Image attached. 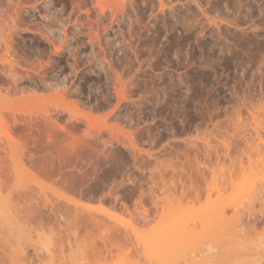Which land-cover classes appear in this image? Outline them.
I'll return each instance as SVG.
<instances>
[{
  "label": "rangeland",
  "instance_id": "obj_1",
  "mask_svg": "<svg viewBox=\"0 0 264 264\" xmlns=\"http://www.w3.org/2000/svg\"><path fill=\"white\" fill-rule=\"evenodd\" d=\"M69 1L54 0L46 10L42 0H30L37 12L26 9L42 32L44 14L43 21H66L68 41H57L58 51L40 32L13 37L21 47L18 70L36 68L57 85L0 92V137L17 124L5 137V193L32 192L5 201L17 223L14 240L48 252L33 264H170L169 252L151 240L180 221L198 236L186 239L193 248L184 243L169 258L264 264L256 253L264 238V0H74L75 8ZM58 106L67 109L55 114ZM27 123L34 125L30 136ZM25 148L33 175L27 160L19 161ZM236 203L241 238L231 252L210 250L208 229L218 228L198 218L219 205L227 227ZM50 206L68 209L71 218L39 225L38 208ZM75 215L101 225L76 229ZM105 235L114 238L111 250Z\"/></svg>",
  "mask_w": 264,
  "mask_h": 264
},
{
  "label": "bare ground",
  "instance_id": "obj_2",
  "mask_svg": "<svg viewBox=\"0 0 264 264\" xmlns=\"http://www.w3.org/2000/svg\"><path fill=\"white\" fill-rule=\"evenodd\" d=\"M29 1L30 0H0V92H1V88H2V90H4V93L6 95H17V94L28 92V91L42 92V91H47V90H53V87L57 85L56 81L53 80L52 76L51 77L47 76V73H45L43 71L36 72L35 71L36 68L30 67L28 69L29 71L18 70V65H17V61L15 60V57H16L17 51H19L21 49V47H19L20 46L19 44L14 43L13 37H14L15 33H18V32H33V33L40 32L42 38L47 43H49L52 46V48H55L54 46H56L58 44L57 41H59V43H60L58 45H61V46H63V45L65 46V44L68 41L67 36L69 35V33L67 35L66 25H65V23L63 24V22L65 20L63 18L61 19V16H59L60 18H56L57 20H55L56 16L53 17L54 19L52 17H47L50 19L48 21H43L46 19V15L45 14L42 15L43 18H39L40 19L39 21L42 20V22H43V23L42 22L41 23L44 26V29H45L44 32L40 31L36 27V23L32 24L30 21H28V19H31V17H33V16L35 17L36 15H34L35 14L34 12H30L29 9L28 10H26V9L31 8L34 11L35 9H37L36 6L39 5V3H38V5H36V2L35 3H28ZM70 1L69 2L72 3L71 5H74L73 6L74 8H75V6L79 7L76 5V3H74V0H70ZM41 3L45 7V8L43 7L44 9H46L49 4H52V3H53V5L55 4L54 0H42ZM56 4H59V3L56 2ZM62 4H63V2H62ZM53 5H52V7H53ZM9 11H11V13L8 15ZM35 11L37 12V10H35ZM29 13H32L33 15H29ZM38 13H40V11ZM37 15H39V14H37ZM6 16L10 19V23H7L5 20H3V22H1V19L6 17ZM39 16L41 17V14ZM61 20H64V21H61ZM77 22H76L77 26L76 25L75 26L81 27L80 25L77 24ZM5 25H6V27L4 28ZM18 25H22L23 28L18 29ZM31 25L34 26L33 29H30ZM77 29L78 28H75V31ZM78 31L80 34L81 31L79 29H78ZM78 31H76V32H78ZM57 32L58 33L60 32L59 33L60 35ZM89 33H90V35L88 34L89 39L97 37V36H95L94 33H92V32H89ZM56 34H58V35H56ZM75 38L77 39L79 37L76 36ZM73 39L74 38H72V40ZM91 40H93V39H91ZM56 42H57V44L55 45ZM57 46L55 48V51H58L59 49H61V47H57ZM63 49H64V47H63ZM64 51H65V49H64ZM60 52H61V50H60ZM23 58L28 59L26 57H23ZM25 62H27V61H25ZM41 68H42V66L39 65L37 69L39 70ZM69 108H70V106H69ZM66 109L67 108L65 106H61V107L58 106V107H56V109H55L56 112H54V113L57 114L60 111L65 112ZM27 124H28L27 125V135L30 136L29 133L31 132V129L34 127V125L32 123H30V124L27 123ZM53 124L56 127H58L56 122H53ZM12 125H13V127L9 128L5 134V137L8 140L11 139L14 132H16L15 127L17 126V124L14 122V123H12ZM60 129L65 131L64 127H60ZM68 134H70V133L68 132ZM5 137L4 136H3V138L0 137V264H33L34 260L41 262L44 260L45 254L48 252L44 251L41 248L36 247L28 239L22 238V239L14 240L15 239L14 235L15 234L18 235L17 228H15L17 223L15 222V224H14V221L7 216L8 211H9V207L5 206V201L9 200V198H12V197H16V198H20V199H25V198L30 199L32 197L30 195L32 192L29 190H21V191H10L8 193H5V177L7 175L5 165H4V162L6 160L5 154H4ZM131 146H133L132 142H131ZM22 157L27 160V164L29 166L27 169L28 172L30 174L32 173L33 170H36V172H37V169L36 168L33 169V167H32L35 162L33 160L31 152L27 148H25L23 153L19 156L20 162H23ZM24 168L26 169L27 167L24 165ZM38 172H40L41 174H43L45 176L51 175L50 171L44 170V169L43 170L40 169ZM33 174H34V171H33ZM33 174H31V175H33ZM249 186H250V188H248L249 191H253V192L252 193L248 192V191L247 192H248V195H252L253 193L256 192V189L254 190V187H255L254 185H249ZM246 196H247V194H246ZM67 203L76 205L75 202H73V201H71V202L69 201ZM238 204L236 203L233 206V209H236L234 211V215L231 218L233 223L227 227H224L225 223L229 220L226 216L227 211L225 210L224 207H219V205H217L209 213L208 212L204 213L203 217L201 216L198 218V220L200 221L199 224L201 223L202 226L208 225L207 227L213 228V226H214V227L218 228V229H215V231H214V229H213V231L211 229L210 231H212V233L211 232L209 233L210 228L208 229V232H207L208 233V235H207L208 240L205 239L204 242L207 243V241H208L207 244H210V246L208 247V248H210V250L217 249L220 251L228 252V251H230V248H232L234 246V242H236L239 238H241L240 235L242 234L241 230H242V227H244L243 226L244 221L243 222L240 221V217H239L240 211L238 210ZM123 206H125V205L123 204ZM43 208H46V207H39L37 212H36V216L38 218V224L39 225L40 224L45 225L48 223H52L53 221L57 222V220L59 218L64 219V218H66L65 216H68V217L71 216L68 209L59 210L58 208L50 206V207H47V211H43V210H46ZM124 209L126 211V207H124ZM72 219L74 222L73 225L77 226V227L75 226L76 229L77 228L79 229V225H85V230L90 231L93 228L98 229L101 225L100 222L97 221L96 219H92V218L88 219V218L83 217V216H76L75 215V217L72 216ZM192 219H194V217ZM193 222H195V220H193ZM186 223H184L185 224L184 225L180 221H178V223L176 222V224L172 227L173 229L171 231H163L156 236V239L154 242H153V240H151V245H157L159 248H162L163 251L164 250H165V252L168 251L169 255H171V253H173L174 250H176V251L181 250L185 246V245L182 246L184 243L186 244V242H188L190 239L192 240L191 235H193V237L198 236L197 235L198 233L196 234L195 228L193 226V224L195 225L196 222L191 223L193 228H190V226L187 227ZM203 223H204V225H203ZM251 223L252 222L247 221L245 223V227H247V226L250 227L249 225H251ZM167 228H169V227H167ZM73 229L75 230V228H73ZM202 231H204V230H202ZM88 235H90V234L88 233ZM199 235H200V233H199ZM105 236H106V239L108 238V240L105 239L106 241L103 240V242H107V245L103 244V243L102 244L106 245L105 248L107 250H109L111 247L108 246V243L109 244L112 243L111 239L113 237L110 238V237H107V235H105ZM203 236H204V238L206 237V235H203ZM209 237H211V238H209ZM186 239H189V240L187 241ZM149 243H150V240H149ZM192 243L188 244V246L186 244L185 247L189 248V246L191 245L190 247L193 248ZM142 244L146 250H148L149 247L151 246V245L147 244L146 242H142ZM103 245L101 246V248L104 247ZM204 245H206V244H204ZM107 246L110 248L108 249ZM179 246L180 247L182 246L181 249L179 248ZM229 246H230V248H228ZM152 247L153 246H151V248ZM176 247H178L179 249L178 248L176 249ZM101 248H100V250H101ZM105 248H103V250ZM29 249L32 250V254H30V255H28ZM106 249L103 252H105ZM184 249H186V248H184ZM190 249L191 248H189L187 250H190ZM170 251H173V252H170ZM106 252L109 253L111 251H106ZM106 252L104 254H106ZM178 252L180 253V251H178ZM253 253L255 254V252H253ZM256 253L264 257V238H260L257 241ZM92 254H93V256L94 255L99 256V255H101V252L98 251L95 254V251H92ZM106 255L108 256L109 254H106ZM169 255L166 253L165 257H166V259L167 258L169 259V261L168 260L167 261L170 264H186L188 259H189V258L188 259L183 258L182 260L180 258L178 259L177 257H180V255H178L177 257H170L169 258ZM174 258H175L176 262L174 261V263H172L171 261ZM191 258L189 259V262L187 264H189V263L191 264L192 262L193 263L195 262V259L193 258L194 260L192 261ZM220 262H219V264H222ZM195 263L198 264L197 262H195ZM230 264H234V262H231ZM254 264H263V263H257L256 262Z\"/></svg>",
  "mask_w": 264,
  "mask_h": 264
}]
</instances>
